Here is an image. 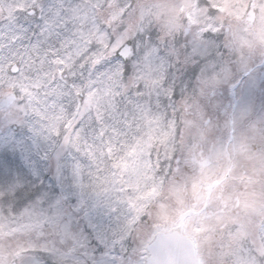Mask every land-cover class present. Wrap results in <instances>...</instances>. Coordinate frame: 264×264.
<instances>
[{"label":"snow or ice","instance_id":"6c2138e0","mask_svg":"<svg viewBox=\"0 0 264 264\" xmlns=\"http://www.w3.org/2000/svg\"><path fill=\"white\" fill-rule=\"evenodd\" d=\"M193 2L217 15L210 0ZM215 27L168 32L137 0L0 7V207L32 230L29 244L9 253L11 264H188L170 238L138 237L150 218L109 179L110 157L160 116L175 120L179 139L181 113L194 101L208 124L234 129L245 117L264 138V57L229 59ZM50 162L71 170L72 186L42 182L54 170L45 174L41 163ZM159 165L178 170L181 154L165 153ZM226 264H264V224Z\"/></svg>","mask_w":264,"mask_h":264},{"label":"rangeland","instance_id":"374dc122","mask_svg":"<svg viewBox=\"0 0 264 264\" xmlns=\"http://www.w3.org/2000/svg\"><path fill=\"white\" fill-rule=\"evenodd\" d=\"M13 2L0 0V7ZM137 3L168 32H180L188 24L217 26L214 30L223 31L229 59L264 57V0H210L212 8L217 10L215 16L209 15L207 8L197 9L193 0H137ZM183 6L187 8L186 12ZM188 16L196 22L187 19L186 24L185 17ZM194 109L204 111L203 106L194 101L181 113L183 127L179 139L176 138L179 125L175 120L167 125L163 116L145 121L135 142L126 146L123 152L117 148L118 154L111 155L113 172L109 179L123 183L124 193H132L127 198L136 207L138 215L148 214L151 223L141 225L137 230L138 237L145 241L158 227L172 223L170 220L175 219L190 200L205 199L208 184L221 178L212 188L211 196L221 201L228 199L222 206L224 209L208 217L189 216L185 228L195 239L203 264H226L232 249L239 247L241 241L264 224V138L253 134L245 117L240 118L234 129H229L219 122H204L206 117L202 113L187 116L188 111ZM232 132L234 141L239 144L236 150L239 160L235 166L232 163L228 166L229 149L224 137ZM177 152L182 160L180 177L190 186V194L185 193L181 180L171 179L176 170L170 173L168 168L160 169L159 160L164 154L170 158ZM191 153L192 157L200 159L199 163L191 160ZM41 167L45 174L49 168L54 170L51 179L41 177L48 188L72 186L70 169L58 173L53 162L47 166L41 163ZM52 181H55L54 185ZM167 183L170 184L166 186ZM31 239V227L22 226L19 217L9 215L0 207V256L7 257L10 264L9 253L27 246Z\"/></svg>","mask_w":264,"mask_h":264},{"label":"water","instance_id":"95a60500","mask_svg":"<svg viewBox=\"0 0 264 264\" xmlns=\"http://www.w3.org/2000/svg\"><path fill=\"white\" fill-rule=\"evenodd\" d=\"M158 234L164 235L167 238H170L171 240L178 243L184 251L185 258L187 259L188 264H198V259L195 256L192 242L190 241L188 236L183 234L180 229H173L166 232L161 231Z\"/></svg>","mask_w":264,"mask_h":264}]
</instances>
